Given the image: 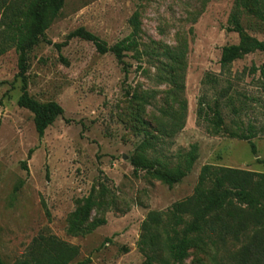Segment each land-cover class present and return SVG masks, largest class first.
I'll use <instances>...</instances> for the list:
<instances>
[{"label": "rangeland", "instance_id": "1", "mask_svg": "<svg viewBox=\"0 0 264 264\" xmlns=\"http://www.w3.org/2000/svg\"><path fill=\"white\" fill-rule=\"evenodd\" d=\"M262 13L264 0H0L4 263L249 264L250 230L173 257L170 208L205 164L264 172V51L241 43L264 41ZM224 46L239 47L226 65ZM25 90L64 110L43 137Z\"/></svg>", "mask_w": 264, "mask_h": 264}, {"label": "trees", "instance_id": "2", "mask_svg": "<svg viewBox=\"0 0 264 264\" xmlns=\"http://www.w3.org/2000/svg\"><path fill=\"white\" fill-rule=\"evenodd\" d=\"M62 4V0H60ZM264 20V13L261 14ZM239 31L242 26H238ZM73 36H80L92 41L100 53H106L104 42L94 33L85 28H78ZM241 43H248L253 48L264 51V41L247 37ZM60 46V45H58ZM239 49L238 46H224L222 49V63L226 65L228 57ZM19 67L21 73L25 70V56L21 55ZM20 107L34 113L35 127L39 137H43L48 126L63 113L62 106L56 101L41 103L31 97L26 90L19 98ZM242 138L249 140L251 151L256 154L257 146L249 135ZM191 149V156L196 151ZM263 162L261 159H257ZM158 178L169 185L178 181V177L171 173H158ZM93 207L92 195L85 200L84 211L86 216ZM170 213L176 223L184 224L182 238L175 234L170 249L173 257L178 258L183 250L192 242H223L229 237H237L242 231H253L254 237L244 245L243 254L249 264H264V172L248 171L239 168H230L205 164L200 171L194 193L180 202L174 203ZM189 219L184 221V217ZM192 243V244H193ZM36 263L40 260L35 259ZM0 264H5L0 256ZM25 264V263H21ZM45 264H57L53 258Z\"/></svg>", "mask_w": 264, "mask_h": 264}]
</instances>
